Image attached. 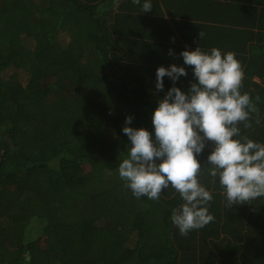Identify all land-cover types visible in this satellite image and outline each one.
<instances>
[{
  "label": "trees",
  "instance_id": "16d2710c",
  "mask_svg": "<svg viewBox=\"0 0 264 264\" xmlns=\"http://www.w3.org/2000/svg\"><path fill=\"white\" fill-rule=\"evenodd\" d=\"M102 1L0 0V264H264V197L229 209L211 144L198 180L215 219L187 236L174 188L149 200L124 187L126 117L154 139L173 81L156 92L165 65L133 55L124 14Z\"/></svg>",
  "mask_w": 264,
  "mask_h": 264
},
{
  "label": "clouds",
  "instance_id": "9594fccd",
  "mask_svg": "<svg viewBox=\"0 0 264 264\" xmlns=\"http://www.w3.org/2000/svg\"><path fill=\"white\" fill-rule=\"evenodd\" d=\"M132 2L141 5V0ZM152 8L151 0H144L141 12ZM199 37L203 39V31ZM180 56L185 65L193 67L196 82L184 91L176 81L187 76L185 67H158L156 92L164 90L165 76L173 86L152 113L154 139L147 128L131 126V115L126 117L122 131L131 146L118 172L124 187L137 199L159 200L163 189L174 188L184 203L173 210L171 220L187 236L215 219L209 213L213 195L198 180L202 167L198 155L211 144L208 174L219 178L226 206L231 209L264 197V143L241 137L239 125L243 122L244 128H250V114L258 108L249 94L241 93L244 71L235 54L222 53L216 47L206 52L198 46L184 49ZM24 258L31 260L27 252Z\"/></svg>",
  "mask_w": 264,
  "mask_h": 264
},
{
  "label": "crops",
  "instance_id": "0c3cea01",
  "mask_svg": "<svg viewBox=\"0 0 264 264\" xmlns=\"http://www.w3.org/2000/svg\"><path fill=\"white\" fill-rule=\"evenodd\" d=\"M151 3L150 12H141V5L132 0H103L101 7L109 14H124L122 31L130 39L134 56L158 61L166 67L183 66L194 82L193 67L185 65L180 56L184 49L200 46L206 52L213 47L222 53L233 52L244 71L241 93L249 94L258 108V112L250 114V128H244L243 122L239 125L241 137L264 143V0H151ZM200 31L204 33L203 39L199 37ZM170 51L174 55H169ZM257 96L259 101L255 100Z\"/></svg>",
  "mask_w": 264,
  "mask_h": 264
}]
</instances>
